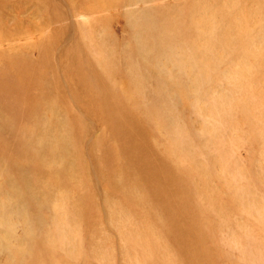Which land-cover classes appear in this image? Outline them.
I'll use <instances>...</instances> for the list:
<instances>
[{
  "label": "rangeland",
  "instance_id": "rangeland-1",
  "mask_svg": "<svg viewBox=\"0 0 264 264\" xmlns=\"http://www.w3.org/2000/svg\"><path fill=\"white\" fill-rule=\"evenodd\" d=\"M0 264H264V0H0Z\"/></svg>",
  "mask_w": 264,
  "mask_h": 264
}]
</instances>
